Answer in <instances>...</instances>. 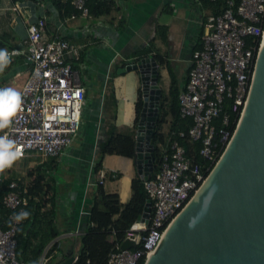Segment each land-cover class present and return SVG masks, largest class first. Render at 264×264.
I'll list each match as a JSON object with an SVG mask.
<instances>
[{
	"label": "built area",
	"instance_id": "2783aa9c",
	"mask_svg": "<svg viewBox=\"0 0 264 264\" xmlns=\"http://www.w3.org/2000/svg\"><path fill=\"white\" fill-rule=\"evenodd\" d=\"M69 1L74 9L69 18L88 15L85 0ZM21 7L16 2L11 8L17 11ZM44 23L42 16L25 22L29 66L18 92L21 105L8 126L0 129V137H7L20 148L19 158L59 155L70 144L82 119L84 88L74 67L79 59L78 47L58 36L42 39ZM263 35L264 0H225L220 12L207 17L199 44L191 51L186 80L177 94L178 115L190 117L191 124L176 131L175 137L158 150L154 176L142 180L150 200L148 216L145 220L135 219L125 229L123 240L131 241V246L109 249L105 264H136L139 259L144 260L166 225L204 179L234 128H229L226 110L234 114L233 125L242 111ZM6 51L9 55L17 53L14 48ZM220 112L223 113L215 125L212 119ZM179 138L188 143L199 139L198 152L204 162H194ZM8 168L0 171V186ZM33 178L29 184L21 185L12 178L0 193V209L4 211L2 217L0 214V264H28L15 256V231L24 219L15 217L27 212V189ZM102 178L98 171L97 185L102 184ZM55 240L43 247L35 264H50L48 250Z\"/></svg>",
	"mask_w": 264,
	"mask_h": 264
},
{
	"label": "crops",
	"instance_id": "0c3cea01",
	"mask_svg": "<svg viewBox=\"0 0 264 264\" xmlns=\"http://www.w3.org/2000/svg\"><path fill=\"white\" fill-rule=\"evenodd\" d=\"M16 2L22 6L17 11L11 8ZM63 2L0 0V32L8 31L10 48L17 49V53L8 54L9 63L0 71V89L19 92L26 78L29 60L25 56V22L34 16H42L45 20L42 39L58 36L76 45L79 51L74 67L84 88V101L82 119L73 135L77 137L78 147L70 143L59 155L45 158L29 155L33 156L29 166L33 165L34 171L38 167L44 174V196L52 197L53 201H47L39 211L46 210L47 216L51 209L52 223L67 226L59 231L66 238L62 250L57 235L53 237L56 240L48 250L50 264H58L69 255L76 257L81 248L83 225L88 221L95 224L88 216L92 201L102 196L103 203L98 206L107 210L110 219H115L131 195L130 180L137 175L132 157L107 153L101 157L99 168L93 170L95 150L98 141L104 138L106 120L112 118L117 131L133 134L134 101L140 88L138 73L130 70L118 74L115 68L122 65L121 62L131 61L137 49L150 47L151 54L162 57L170 67L179 90L186 79L191 51L199 44L203 23L213 13L209 2L204 0H90L96 11L89 10L87 16L69 18L71 11L65 12ZM157 81L167 92L169 75L164 63H158ZM161 83L165 87L162 88ZM88 86L93 89L92 97ZM109 91L112 100L108 97ZM98 171L103 174L101 185L96 184ZM109 174L115 175L111 178ZM14 178H22L25 183L22 176ZM47 217L35 221L34 228L46 226ZM40 239L38 233L29 235L25 263H37L41 252L36 255L35 247ZM105 240L111 243L113 235L109 234Z\"/></svg>",
	"mask_w": 264,
	"mask_h": 264
},
{
	"label": "water",
	"instance_id": "95a60500",
	"mask_svg": "<svg viewBox=\"0 0 264 264\" xmlns=\"http://www.w3.org/2000/svg\"><path fill=\"white\" fill-rule=\"evenodd\" d=\"M130 70L137 71L141 92L132 160L145 180L152 168L158 63L144 55L115 68L118 74ZM145 119L142 143L139 128ZM149 208L146 198L136 220H145ZM131 244L124 239L119 248ZM73 258L69 255L58 264H71ZM142 264H264V35L230 138Z\"/></svg>",
	"mask_w": 264,
	"mask_h": 264
},
{
	"label": "trees",
	"instance_id": "16d2710c",
	"mask_svg": "<svg viewBox=\"0 0 264 264\" xmlns=\"http://www.w3.org/2000/svg\"><path fill=\"white\" fill-rule=\"evenodd\" d=\"M208 1L211 7L213 8V13L220 12V10L224 6L225 0H204ZM236 2V0H234ZM63 7H66V11L73 12L74 9L70 4L69 0H64L62 3ZM85 5L88 8V11H96L91 7L90 0H85ZM96 5H99L97 3ZM94 5V7H96ZM91 8V9H90ZM8 31L1 30L0 32V49L8 50L11 47V44L7 40ZM150 47H142L136 50L133 59L131 61L136 60L137 58L151 54ZM157 63H164L166 65L168 75H169V84L166 92L167 103H168V113L170 114L171 120L168 125V129L166 132V138L164 141V145L166 146V142L173 139L175 137V132L178 130H185L191 124L190 117H179L178 115V102H177V94H178V86L176 85V79L173 72L170 71V67L162 60V57L158 56L156 53L151 54ZM128 62V61H126ZM126 62H121L123 65ZM187 70V69H186ZM186 80V79H185ZM109 85V83H107ZM112 92H108V97L112 100ZM139 89H137V96L134 101V125L138 118V113L141 107V98L139 96ZM158 108H161L160 102L158 104ZM223 112H220L216 117L212 119V122L217 125L218 119L222 115ZM226 114L229 119V128L232 129L234 127L232 121L234 118V114L226 110ZM161 119L158 117L156 119L152 138H153V150L151 152L152 155V168L148 172V178L154 176L157 168H158V147L157 143L160 141L161 134L157 131L159 128ZM104 138L98 141L97 148L95 150L94 160H93V170L96 171L100 166V159L104 154L107 153H116L125 155L128 157H133L134 154V138L132 132H119L117 131L112 118L105 121L104 127ZM179 142L184 147V150L187 153H191L193 156V160L196 163H203L204 160L200 156L198 149L200 147V140L196 139L192 142L188 143L185 140L179 138ZM35 174L32 183L27 189V194H29L27 205L25 206L27 212L30 214L28 217L24 218L18 225L15 231V256L20 260H24L29 253V235L35 236L37 233L41 236V239L37 246L35 247L36 255L40 253L45 245V242L48 239L55 237L59 231L55 228L52 223V211L47 212V216L45 215L46 210L39 209L47 203V201L53 202L52 197H45L43 190V181L44 174L43 172L36 167ZM31 171H28L30 174ZM115 174H109L108 177H114ZM14 178L12 175H6L2 181L0 186V193L7 187V183L10 179ZM22 178L17 179L18 185L22 184ZM130 188L131 195L129 199L124 203L123 207L120 209L118 216L115 219H110L107 210H102L98 203H103L102 196L99 200L92 201L91 205L88 208V216L95 220V224L92 225L89 223H85L82 228L81 239V248L76 254L75 259L71 264H105L106 253L109 249H116L119 244L122 242L124 238V231L128 228V226L135 220V217L139 215L141 212L142 205L144 200L147 198V195L143 188V182L135 175L130 180ZM98 192L101 193L99 190ZM111 207L108 208L110 210ZM3 210L0 209L1 217L3 216ZM43 213V214H42ZM38 216V217H37ZM41 217H47L46 226L44 225L42 228H34L33 223L37 220H41ZM42 221V220H41ZM34 229H33V228ZM112 234L113 240L111 243H107L105 240L106 237ZM143 260L139 259L136 264H142Z\"/></svg>",
	"mask_w": 264,
	"mask_h": 264
},
{
	"label": "clouds",
	"instance_id": "9594fccd",
	"mask_svg": "<svg viewBox=\"0 0 264 264\" xmlns=\"http://www.w3.org/2000/svg\"><path fill=\"white\" fill-rule=\"evenodd\" d=\"M9 63V55L6 50L0 49V71ZM21 105V97L18 92L11 88L0 89V129L8 126L10 117L14 115ZM22 156L20 148L15 147V142L7 137H0V171L10 167L12 163ZM30 214L22 212L15 218H26Z\"/></svg>",
	"mask_w": 264,
	"mask_h": 264
},
{
	"label": "rangeland",
	"instance_id": "374dc122",
	"mask_svg": "<svg viewBox=\"0 0 264 264\" xmlns=\"http://www.w3.org/2000/svg\"><path fill=\"white\" fill-rule=\"evenodd\" d=\"M167 82V79L165 78V81L164 83ZM160 84V83H159ZM161 86L162 88L165 87V84H162L161 83ZM160 87V86H159ZM88 93H89V96H93V89L88 86ZM139 96L141 98V92H140V88H139ZM160 102V105H161V108L157 109V116L155 118V121L156 119H158V117L161 119L160 121V125H159V128L157 129V131L161 134L160 136V141H158L157 143V147H158V150H160L161 148L164 147V141H165V138H166V132H167V129H168V125L170 123V120H171V117H170V114L168 113V103H167V96H166V92L165 90L161 89L160 87V93L158 95V104ZM155 121H154V124H155ZM154 128V126H153ZM135 129H136V123L134 125V129H133V138H134V134H135ZM77 137L73 136L72 139H71V144L73 145V147H78V144H77ZM33 160V156L32 157H24L23 159L22 158H19L16 162H14L7 170H5L3 173L5 175H12L13 177H19V176H22L23 179L25 180V183L26 184H29V181H30V177L32 176V174L35 173V171L33 170L34 169V166L31 165L29 166V161H32ZM28 163V164H27ZM60 171H62V169H59ZM28 171H31L30 174H28ZM59 172V171H58ZM56 178H59V176H55ZM55 228L60 231V230H65L67 228V226L63 223V224H54ZM61 233L63 232H60L57 234V240H58V245H59V248L60 250H62V245L65 243L66 241V238H65V235H60Z\"/></svg>",
	"mask_w": 264,
	"mask_h": 264
},
{
	"label": "bare ground",
	"instance_id": "6f19581e",
	"mask_svg": "<svg viewBox=\"0 0 264 264\" xmlns=\"http://www.w3.org/2000/svg\"><path fill=\"white\" fill-rule=\"evenodd\" d=\"M144 117H146V113L144 115ZM140 140L142 143H144V133H145V130L147 129V122H146V119L145 120H142L141 122V126H140Z\"/></svg>",
	"mask_w": 264,
	"mask_h": 264
}]
</instances>
